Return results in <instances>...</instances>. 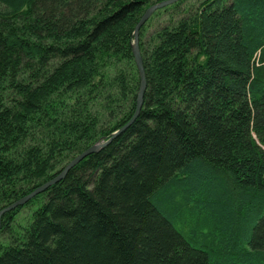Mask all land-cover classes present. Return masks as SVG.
<instances>
[{
  "label": "trees",
  "instance_id": "1",
  "mask_svg": "<svg viewBox=\"0 0 264 264\" xmlns=\"http://www.w3.org/2000/svg\"><path fill=\"white\" fill-rule=\"evenodd\" d=\"M161 1L0 0V210L131 118ZM185 1L139 29L138 116L1 215L0 264H264V0L146 32Z\"/></svg>",
  "mask_w": 264,
  "mask_h": 264
},
{
  "label": "water",
  "instance_id": "2",
  "mask_svg": "<svg viewBox=\"0 0 264 264\" xmlns=\"http://www.w3.org/2000/svg\"><path fill=\"white\" fill-rule=\"evenodd\" d=\"M175 1H177V0H164V1H161L159 3H155L152 6L148 7L145 10V12L142 14V16L140 17V19L138 20V22L135 26L134 33H133L134 34L133 56H134V60L136 63V67H137L138 72H139L140 84H139V89H138V93H137V97H136V108H135V111H134L133 115L131 116V118L122 127H120V129L113 132L109 139L103 140L102 142H99L96 144H93L90 147H88L87 149H85L84 151H82L81 153L77 154L70 161H68L66 163V165L62 168V170L58 174H56L53 178H51L48 181L44 182L43 184L39 185L38 187L33 189L27 195L15 200L14 202L10 203L8 206L1 209L0 210V217L3 213L11 211L18 206L24 205L30 199H32L33 197H35L39 193L45 191L51 185H53L56 182H58L59 180H61L65 176V174L68 172V170H70L76 163H78L80 160H82L85 156L89 155L90 153H93V152L99 150L102 146L107 144L111 140V138H113L114 136L119 134L121 131L126 129L134 121V119L138 116L139 110H140L141 105H142V98H143V94H144V90H145V84H146L145 77H144V69H143L142 60H141V56L139 53V47H138L139 29L142 26V24L145 23V21L149 18V16L156 9L162 8L168 4H172Z\"/></svg>",
  "mask_w": 264,
  "mask_h": 264
},
{
  "label": "rangeland",
  "instance_id": "3",
  "mask_svg": "<svg viewBox=\"0 0 264 264\" xmlns=\"http://www.w3.org/2000/svg\"><path fill=\"white\" fill-rule=\"evenodd\" d=\"M200 0H186L181 6H180V11L178 13H175V11H161L160 14L159 13H155V17H152L147 25V30L146 32H150L153 31L157 26H163L165 25L167 22L170 21V19H176L180 16L183 15V9L186 8L189 5H197V3ZM180 13V14H179ZM158 15V16H156ZM35 204V203H34ZM35 205L31 206V207H35ZM29 209L28 208H24L23 210H21L20 214L18 215V218L24 217L28 214Z\"/></svg>",
  "mask_w": 264,
  "mask_h": 264
}]
</instances>
